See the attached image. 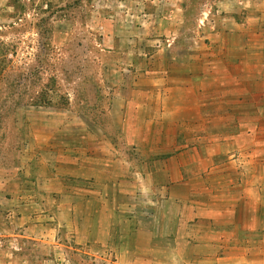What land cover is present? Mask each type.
<instances>
[{"label": "crops", "instance_id": "crops-1", "mask_svg": "<svg viewBox=\"0 0 264 264\" xmlns=\"http://www.w3.org/2000/svg\"><path fill=\"white\" fill-rule=\"evenodd\" d=\"M150 1L127 41L119 12L102 23L126 143L0 164V229L19 249L0 264H264V0H215L240 12L181 52L139 35L176 37L190 0Z\"/></svg>", "mask_w": 264, "mask_h": 264}, {"label": "rangeland", "instance_id": "rangeland-1", "mask_svg": "<svg viewBox=\"0 0 264 264\" xmlns=\"http://www.w3.org/2000/svg\"><path fill=\"white\" fill-rule=\"evenodd\" d=\"M144 3L151 1L9 0L11 9L0 12V164L16 168L37 152L53 157L99 136L126 143L119 133L122 114L109 93L119 83L120 55L103 50L102 23L119 12L120 35L127 41L145 28L141 22L150 9ZM215 3L190 0L176 37L141 33V41L151 52H166L175 43L181 52L186 43L209 36L214 23L229 24L232 11L240 12L239 2L231 12H219ZM221 3L227 8L232 2Z\"/></svg>", "mask_w": 264, "mask_h": 264}, {"label": "built area", "instance_id": "built-area-1", "mask_svg": "<svg viewBox=\"0 0 264 264\" xmlns=\"http://www.w3.org/2000/svg\"><path fill=\"white\" fill-rule=\"evenodd\" d=\"M11 248L14 251H18V246L13 244L11 240L2 232L0 231V256L4 254L7 248Z\"/></svg>", "mask_w": 264, "mask_h": 264}]
</instances>
